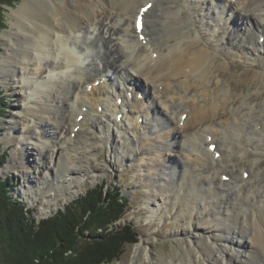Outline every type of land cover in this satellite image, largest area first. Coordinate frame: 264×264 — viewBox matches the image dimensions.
Returning <instances> with one entry per match:
<instances>
[{"label":"bare ground","instance_id":"obj_1","mask_svg":"<svg viewBox=\"0 0 264 264\" xmlns=\"http://www.w3.org/2000/svg\"><path fill=\"white\" fill-rule=\"evenodd\" d=\"M161 1H22L11 14L18 30L0 35V78L22 99L3 136L19 145L1 171L31 181L44 165L46 182L22 187L29 201L46 197L42 217L63 188L66 199L78 193L85 171L78 160L104 149L105 167L143 170L157 220L185 216L186 227L174 234L178 253L165 264H264V100L257 108L249 93L233 97L228 59L185 23L180 8ZM186 1L264 93V0ZM22 114L29 120L20 129ZM119 136L130 148H118ZM210 206L206 227L193 224L194 211ZM148 244H136L132 264L151 259Z\"/></svg>","mask_w":264,"mask_h":264},{"label":"rangeland","instance_id":"obj_2","mask_svg":"<svg viewBox=\"0 0 264 264\" xmlns=\"http://www.w3.org/2000/svg\"><path fill=\"white\" fill-rule=\"evenodd\" d=\"M22 1L23 0H18L12 5H2V9L4 10V21L6 25L0 30V35L6 30L12 32V34L14 33V31L18 30V27L13 25L16 19L11 14L18 8L19 5H21ZM176 2L177 3L174 4L170 0H162L161 4H170L174 9L180 8L183 17L190 18V20L186 21L185 23L191 24L200 29L203 39L208 42L209 47L212 50H215L218 53L219 59L223 58L221 55L228 59L231 65L228 72H233V77L230 81L231 95L236 98L237 96L249 93L252 95V98H254L253 103L256 104L257 108L260 107V102L264 100V93H258V91H256V85L251 82L250 75L252 69L248 70L247 68H245V62L238 58L226 56V52L224 51V49L222 47L218 48L217 39L211 38L210 33L206 28L203 27L204 20L197 17L198 14L190 10V8L187 6L188 4L186 0H176ZM156 18V12L149 15V20L151 23H154L156 21ZM151 32L157 37L160 36V31L156 26L151 27ZM4 51L5 47L3 46V42L0 39V60L1 54ZM88 57H93V54L90 52ZM0 86L4 90V95H6V112L3 116H0V151H3L7 154L4 164L0 167V176L12 179L13 187L11 193L13 197H18L26 204H28V207L32 208L34 211L33 215L39 220L41 218H44V216L46 217L51 216V214L53 215L59 208H63L64 205L78 198L87 189L92 188L93 186H100L105 184L106 192L110 189L118 188L120 195L125 197L128 201V208L124 217L121 220L117 221L116 224H120L121 222L129 223L134 227L139 235L137 242L126 244L124 246L123 251L121 252L117 260H112L106 264H132V255L135 250L136 244L142 239H146L149 242L148 245L150 248L151 259L145 257V259H143L138 264H165V261L169 260L171 256H174L175 252L178 253L179 246L175 242L174 234L180 232L182 228L186 227L185 216L180 215L177 219L167 222L157 220L153 214V212L155 211V203L147 199V188L145 186L147 184H142L141 182V179L144 177L142 174L143 170L136 165H121L118 162H116L113 167H105L103 159L106 157V152L104 149L98 151L96 153V157H84L78 160L79 165H77V168L87 171L86 173L85 171L78 172V175L80 174V184L74 185L79 188L78 193L72 198L66 199L62 195L65 192V189L63 188L61 191L62 194L57 195L55 200L52 201V203L55 205V207H52V213H49L47 215H45V213L44 216L41 217V214L39 212L45 207L46 197L39 196L37 200L29 201L22 192L24 181L27 180L22 175V173L18 170H8L5 172L1 171L2 169L6 168V166H8L7 164L10 162L12 154L19 145L16 140H11L9 142L5 141L3 139V136L7 134L8 129L10 128L8 124L9 117L13 112L16 111V109L21 106L22 99L20 97V93H18V90H14L13 88L9 87V85L3 82L1 78ZM19 120V128H25L27 121L29 120L28 114H22ZM199 135H202V133H200ZM119 137L117 139L118 148L121 150H125L127 147L130 148L131 143ZM261 147H264V143L261 144ZM181 153L182 152H180V154ZM177 155L179 156V153H177ZM251 156L252 155L249 154V157ZM35 161L42 164V162H40V160L37 158L35 159ZM260 166L264 168V157L260 163ZM43 167L44 165L33 171L32 180H27L30 185H34V182H36L38 179L40 182H46L42 178ZM256 184V180L250 183L252 187H254ZM57 189L58 188H55V190ZM43 202L45 203L43 204ZM211 208L212 206L208 207L203 214L200 213V211L195 210L193 213V224L197 225L200 228L206 227V221L210 219L212 214L210 210Z\"/></svg>","mask_w":264,"mask_h":264},{"label":"trees","instance_id":"obj_3","mask_svg":"<svg viewBox=\"0 0 264 264\" xmlns=\"http://www.w3.org/2000/svg\"><path fill=\"white\" fill-rule=\"evenodd\" d=\"M0 0V30L5 27ZM6 95L0 86V116L6 112ZM7 154L0 151V167ZM12 179L0 176V264H106L117 260L138 233L121 220L128 201L118 188L105 184L87 189L53 215L37 219L33 209L13 197Z\"/></svg>","mask_w":264,"mask_h":264},{"label":"water","instance_id":"obj_4","mask_svg":"<svg viewBox=\"0 0 264 264\" xmlns=\"http://www.w3.org/2000/svg\"><path fill=\"white\" fill-rule=\"evenodd\" d=\"M27 207H28V204H27ZM52 215V214H51Z\"/></svg>","mask_w":264,"mask_h":264}]
</instances>
